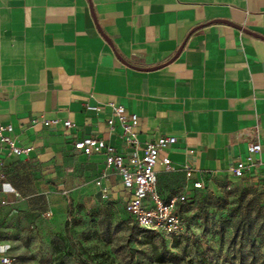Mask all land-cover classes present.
Segmentation results:
<instances>
[{
	"label": "crops",
	"instance_id": "0c3cea01",
	"mask_svg": "<svg viewBox=\"0 0 264 264\" xmlns=\"http://www.w3.org/2000/svg\"><path fill=\"white\" fill-rule=\"evenodd\" d=\"M114 103L138 114L139 153L146 140L176 137L165 151L173 168L158 166L164 198L194 179L233 177L252 137L261 150L244 178L264 174V0H0V125L31 147L1 149L0 229L23 234L17 227L50 214L62 222L76 204L124 206L104 154L73 144L98 135L132 152L121 127L108 128Z\"/></svg>",
	"mask_w": 264,
	"mask_h": 264
},
{
	"label": "rangeland",
	"instance_id": "374dc122",
	"mask_svg": "<svg viewBox=\"0 0 264 264\" xmlns=\"http://www.w3.org/2000/svg\"><path fill=\"white\" fill-rule=\"evenodd\" d=\"M188 196L179 238L139 231L121 199L85 213L76 204L62 222L45 215L17 227L23 234L1 228L0 238L16 240L13 264H264V182L224 177ZM153 244L165 253L163 262Z\"/></svg>",
	"mask_w": 264,
	"mask_h": 264
},
{
	"label": "built area",
	"instance_id": "2783aa9c",
	"mask_svg": "<svg viewBox=\"0 0 264 264\" xmlns=\"http://www.w3.org/2000/svg\"><path fill=\"white\" fill-rule=\"evenodd\" d=\"M113 113L107 118L108 128L111 132L117 126L122 129V142L126 147H132V152L117 150L113 145L107 143L98 135H88L74 141V147L85 154L102 153L104 162L108 168L118 172L123 188L126 192L124 209L129 214L135 226L146 231L166 235L171 238L184 235L185 221L181 213V207L188 200V191H181L164 198L157 190L158 166L165 170H171L173 164L165 153L167 148L176 141L172 135H160L143 143L142 152H138L137 126L139 117L136 112L125 113L121 104H112ZM43 124H55L58 118L43 120ZM64 126L70 128L73 122L66 118ZM13 130L11 124L0 125V176L6 175L3 167L1 149L6 148L10 153L17 156L26 154L31 150L30 146L23 147L15 143L14 138L9 135ZM260 142L252 137L247 142V155L238 160L230 167V174L235 178H243L248 166L253 165V154L260 152ZM187 178H192L194 168L188 164L184 165ZM255 181L264 182V174L255 178ZM99 183V181H97ZM204 182L194 179L191 187L201 188ZM132 224V223H131ZM6 244L0 238V264H13L14 257L5 250Z\"/></svg>",
	"mask_w": 264,
	"mask_h": 264
},
{
	"label": "trees",
	"instance_id": "16d2710c",
	"mask_svg": "<svg viewBox=\"0 0 264 264\" xmlns=\"http://www.w3.org/2000/svg\"><path fill=\"white\" fill-rule=\"evenodd\" d=\"M188 201V200H187ZM187 203V202H186ZM186 203L181 207V213L183 214L184 212H185V206H186ZM128 214V213H127ZM128 216H129V214H128ZM129 218H131L130 216H129ZM137 227V226H136ZM138 228V230L139 231H144V232H149V231H146V230H144V229H142V228H139V227H137ZM150 233H152V232H150ZM154 234H156V233H154ZM161 235V234H160ZM183 236V235H182ZM181 237V236H180ZM151 238H152V236L150 235L149 237H148V239H149V242L151 241ZM174 238H179V237H174ZM153 252H154V254H155V260L156 261H158V262H163L165 259H166V255H165V253H163V252H161V251H159L158 250V246H157V244H153ZM57 264H63V262H62V260H57V262H56Z\"/></svg>",
	"mask_w": 264,
	"mask_h": 264
}]
</instances>
